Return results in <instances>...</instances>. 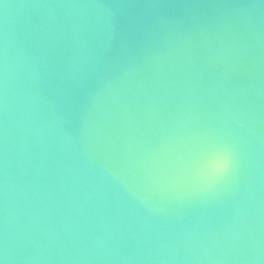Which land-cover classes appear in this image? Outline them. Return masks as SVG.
Returning <instances> with one entry per match:
<instances>
[{"label":"water","instance_id":"1","mask_svg":"<svg viewBox=\"0 0 264 264\" xmlns=\"http://www.w3.org/2000/svg\"><path fill=\"white\" fill-rule=\"evenodd\" d=\"M5 218L16 264H264V0H0Z\"/></svg>","mask_w":264,"mask_h":264},{"label":"clouds","instance_id":"2","mask_svg":"<svg viewBox=\"0 0 264 264\" xmlns=\"http://www.w3.org/2000/svg\"><path fill=\"white\" fill-rule=\"evenodd\" d=\"M5 7L8 6L5 5ZM237 164L238 154L232 142L221 139L206 143L195 161V168L191 175L193 188L201 192L218 188L233 177ZM150 181V184L144 186L145 193L151 192L154 188L166 195L168 191H175L184 182V175L183 172L168 176L152 175ZM130 195L141 203H147L146 195L135 191H130ZM16 261L17 257L9 243L5 218V231L3 238L0 239V264H16ZM23 264H46V258L41 255L28 256L24 258Z\"/></svg>","mask_w":264,"mask_h":264}]
</instances>
